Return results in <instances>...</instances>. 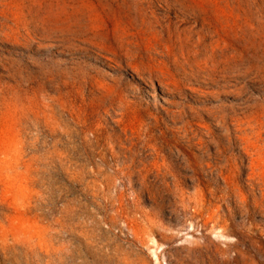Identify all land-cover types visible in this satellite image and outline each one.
I'll return each instance as SVG.
<instances>
[{
	"label": "rangeland",
	"instance_id": "374dc122",
	"mask_svg": "<svg viewBox=\"0 0 264 264\" xmlns=\"http://www.w3.org/2000/svg\"><path fill=\"white\" fill-rule=\"evenodd\" d=\"M0 264H264V0H0Z\"/></svg>",
	"mask_w": 264,
	"mask_h": 264
},
{
	"label": "trees",
	"instance_id": "16d2710c",
	"mask_svg": "<svg viewBox=\"0 0 264 264\" xmlns=\"http://www.w3.org/2000/svg\"><path fill=\"white\" fill-rule=\"evenodd\" d=\"M5 210H6L5 206L0 204V211H5Z\"/></svg>",
	"mask_w": 264,
	"mask_h": 264
}]
</instances>
